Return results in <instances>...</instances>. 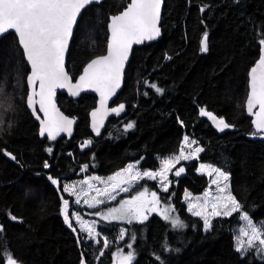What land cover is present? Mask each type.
<instances>
[{
  "label": "trees",
  "instance_id": "obj_1",
  "mask_svg": "<svg viewBox=\"0 0 264 264\" xmlns=\"http://www.w3.org/2000/svg\"><path fill=\"white\" fill-rule=\"evenodd\" d=\"M127 2L102 0L82 11L66 62L73 78L88 61L105 53L109 16ZM160 25L162 36L155 42L135 46L125 69L123 87L113 103L125 102L126 115L111 118L97 139L89 130L88 117L97 97L82 94L69 100L59 92V107L68 115L72 113L70 116L80 117L79 123L72 138L40 140L39 124L26 105L28 64L13 32L0 38V264H6L7 253L18 264H108L115 255L111 253L114 238L97 262L65 223L60 213L62 200L68 197L63 193V181L81 176L85 165L84 174L102 179L134 161H139L142 169L158 170L157 157L176 155L184 136L196 139L203 149L198 154L199 161L229 174L230 190L253 222L264 220V140L247 138L254 129L243 104L248 92V70L259 57L260 40L264 39V0H163ZM205 32L208 51L202 52ZM152 84L163 91L157 92ZM200 108L223 118L230 127L217 131L207 117L200 115ZM148 109L152 110L146 112ZM178 110L184 113L178 114ZM130 122L134 127L126 129ZM85 141L91 143L81 147ZM133 143L134 147L129 146ZM6 152L15 160L9 159ZM197 169V159L188 161L180 176H170L167 192L151 180H143L144 184L130 191L136 192L140 186L153 190L161 204L170 205L175 215L164 220L157 212L145 210L146 220L124 224L129 232L137 234L131 264H202L214 242L220 257L213 254V258L218 263L210 257L203 264H264V256L257 258L254 250L245 254L235 250L231 229L235 214L215 219L205 230L203 219L187 211L185 191L198 194L208 184V178ZM50 176L59 184L53 185ZM100 211V207H79L82 217L100 221V229H113L116 222L100 219L95 215ZM90 212L93 217L87 215ZM176 217L183 227L172 225L171 219ZM43 220L51 223L45 225ZM127 252L131 251H124L125 255Z\"/></svg>",
  "mask_w": 264,
  "mask_h": 264
},
{
  "label": "snow or ice",
  "instance_id": "obj_2",
  "mask_svg": "<svg viewBox=\"0 0 264 264\" xmlns=\"http://www.w3.org/2000/svg\"><path fill=\"white\" fill-rule=\"evenodd\" d=\"M93 0H0V34L9 30H14L18 35V42L25 54L26 60L30 64V74L27 76V83L31 88L27 96V104L36 112V105H39V111L43 112L44 118L40 120V135L47 134L49 139L55 140L62 133L69 135L72 131L74 121L64 116L53 102V96L57 88H67L72 95H78L80 91L91 88L100 94V107L91 113L92 127L99 133V128L103 124V119L109 112L119 113L124 110V105L120 104L117 108L109 109L107 107L108 99L115 94L120 87L125 61L128 59L129 52L134 43L139 44L143 40H152L160 35L158 27L160 19V9L162 0H130L126 7L117 15L110 18V37L107 44V54L92 59L83 70V74L77 82L73 84L64 68V56L68 48L69 40L73 36L74 25L77 24V18L81 11ZM203 10V9H202ZM264 45V39L260 40ZM201 51H208V34L204 33L201 41ZM37 85L39 90L37 91ZM157 92L163 90L155 84L151 85ZM39 97L37 100L36 98ZM247 111L255 116L253 121L255 132L252 135H264V52L256 61L255 66L250 69L249 92L246 97ZM258 111H254L257 109ZM200 115L209 118L217 129L223 131L230 127L223 118H218L212 112L205 108H200ZM37 119H40L37 115ZM133 123H128L125 128L131 129ZM91 141H85L81 147H86ZM196 141L190 140L184 136L180 146L179 154L166 158L161 161V167L158 171L145 170L143 172L137 169L136 164H128L124 169L116 172L109 177L107 181L100 177H90L88 180L81 181L82 185H87V190L81 188L76 190L75 184H65L63 191L76 197L75 203H80V197H86L84 204L89 207H96L103 204L104 200L99 197H107L114 200L113 193L119 189L122 192L129 191V187L141 179L160 180V186L164 192L169 189V173L180 161L198 159V154L203 151L202 148H193ZM51 152L52 149H47ZM8 155H11L10 153ZM12 159H15L13 156ZM45 168L49 164L45 162ZM87 168V165L84 166ZM185 171L183 166L175 170L174 175L180 176ZM198 171L215 174V179L211 181L216 185L217 195L211 197L210 192H205L203 198H192L196 202H190L188 211L195 216L203 218L205 230L209 229L211 217H229L234 213L242 212V205L232 195L229 185V174L222 171L219 167L210 164L201 163ZM92 179L98 180L105 185L104 188H97L91 184ZM53 185H58L59 181L49 177ZM222 185V186H221ZM95 190L96 196L88 199V192ZM191 197L190 193H185V199ZM211 197V198H210ZM203 199V203H201ZM159 197L156 192L151 193V199H148V191L137 192L130 199L121 200L118 207H112L106 213L96 212L95 215L102 216L104 220H128L133 219L146 220L145 210L156 211V205L159 204ZM151 204V208H149ZM211 209L209 211L208 209ZM169 209H165L161 215L165 220L170 219ZM63 218L65 223L73 227L69 216V201L63 200ZM72 217L80 223L81 231L87 232L88 237H93L95 233L94 223L89 224L82 220L79 213L73 212ZM13 220L15 216L11 217ZM240 219L246 222V228L240 230L236 237L235 250L241 254L249 248L264 246V221L259 224L253 222L247 212H243ZM171 223L174 227H183L184 225L178 217L172 218ZM2 231V226H0ZM125 230L121 229V239ZM135 237L133 236V239ZM108 242L104 241V247ZM131 248V245H128ZM134 258L133 252L126 255L122 252L117 253V264H131ZM6 264H18V261L10 254H6ZM81 264H85L84 261Z\"/></svg>",
  "mask_w": 264,
  "mask_h": 264
},
{
  "label": "rangeland",
  "instance_id": "obj_3",
  "mask_svg": "<svg viewBox=\"0 0 264 264\" xmlns=\"http://www.w3.org/2000/svg\"><path fill=\"white\" fill-rule=\"evenodd\" d=\"M190 140H194V138H189ZM194 141H196L195 144L192 145L193 148H196V147H200L201 146L199 145L198 141L195 139ZM179 154V151L176 155ZM174 156V155H173ZM169 157H172V156H158L157 158L159 159L160 161V167H161V161L166 159V158H169ZM192 160V159H191ZM198 160V169H199V166L201 163L203 164H210V163H204V162H201ZM190 161V160H187V161H180L179 164H176L175 167L173 168V172L169 173L168 175V179L170 181V176L174 175V172L176 169H178L179 167L183 166L185 168V164ZM137 161H134V162H131V163H128V164H136ZM127 164V165H128ZM127 165L125 167H127ZM214 167H217L213 164H210ZM124 167V168H125ZM122 168V169H124ZM120 169V170H122ZM137 169L141 172L145 171V170H148V169H142L140 168L139 164L137 165ZM197 169V171H198ZM118 170V171H120ZM159 170V169H158ZM158 170H149V171H158ZM117 171V172H118ZM200 174H204L207 178H208V184L206 185V187L204 188V190L201 192V193H198V194H193L191 193L190 191H185V193H190L191 194V197L189 199H185V193L183 195V201L184 203L186 204V208H187V211H188V205L190 202L192 203H195L196 201L192 198H196V197H201L203 198L204 196V193L205 192H210L211 193V197H214L217 195V191H216V185L212 184L211 181L213 179H215V174L213 175H208L206 172L205 173H201L200 171H198ZM115 174V173H114ZM113 174V175H114ZM111 175V176H113ZM110 176V177H111ZM175 176V175H174ZM90 177H95V176H89V175H86L84 174V170L81 168V176L77 177V178H74V179H70V180H66V181H63V186L65 184H75L76 185V190L77 191H80L81 188L87 190V185H82L80 182L81 181H84V180H88ZM102 179V178H101ZM102 180H105L107 181V179H102ZM143 180H151V181H154L156 186L162 190L161 186H160V180L159 178L153 180V179H148V178H144V179H141L139 180L138 182H136L135 184L131 185V186H128V185H122V187H129V191L127 192H122L120 191L119 189H117L113 195H115V199L114 200H111V199H108L106 196L105 197H99L100 199H103L104 200V203L103 204H100V205H97L96 207H89V205L87 204H84L83 203V200L86 198L84 196H81L80 197V203L77 204L75 203V200H76V197L75 196H72L70 193H66L63 191V193L65 195H67L68 197L67 198H64L66 200H68L69 198V216H70V219H71V222H72V225L73 227L76 229L75 233L77 235V237L79 238L80 241L83 240V242L86 244L87 246V249L89 250V252L92 253V255L95 257V260H97V262L99 260H101L103 258V256L105 255L106 252H104L105 250L107 251L108 248H109V244H110V239L111 238H114V244H117L114 248V260L110 261L108 264H117V253L118 252H122L123 254L124 251H127L130 250L132 252V244L134 243V239H133V236L136 238L137 237V234L134 233L133 231L129 232L128 231V228L124 226L125 223L128 222V220H104L102 218V216H99L100 219L104 220V221H107V222H116L115 224V227H113V229H100V221H98L97 219H92V218H87V217H82V220L83 221H86L88 222L89 224H93L94 223V228H95V233L93 235V237H88L87 235V232H84V231H81V228H80V223H78L74 217H72V213L70 214V210L72 208L73 205H75L74 208L77 209V213H79V207H86V208H89V209H93V208H98L100 207L101 208V213H106L107 210L109 208H112V207H118L119 206V203L121 200H126V199H130L132 196L136 195L137 192H140V191H144L145 189H147L148 191V199L150 200L151 199V193L153 192V190L147 188V187H144V186H140L139 188H137V191L136 192H131L130 191L137 185H139ZM78 181V182H77ZM91 184L95 185V187L97 188H104L105 185L103 183H101L100 181L98 180H95V179H92L90 181ZM229 183V182H228ZM170 186V184H169ZM222 186V185H221ZM231 191V190H230ZM232 193V192H231ZM233 195V194H232ZM93 196H96V192L95 190H91L88 192V196L87 198L88 199H91V197ZM210 197V198H211ZM63 199V200H64ZM63 200H62V204H61V215L63 216V212H62V208H63ZM201 203H203V199H201L200 201ZM151 204H149V208H151ZM73 208V209H74ZM156 208L157 210L155 212H157L158 214L161 215V213L165 210V209H169L168 211V215L169 216H175L174 213H173V208L170 206V205H164V204H161V202H159L158 205H156ZM209 211H211V209L209 208L208 209ZM189 212V211H188ZM244 211L242 210L241 213H234L235 214V217L232 219L233 221V224L231 226V229H232V232L234 234V244L236 242V237L240 234V230L241 229H244L246 228V222L243 221L242 219H240V216L242 215ZM190 214H192L191 212H189ZM80 214V213H79ZM193 215V214H192ZM163 217V215H161ZM202 218V217H201ZM217 218H220V217H211V224L212 222L217 219ZM164 219V217H163ZM203 219V218H202ZM165 220V219H164ZM239 220V221H238ZM136 221V219H133L132 222ZM261 221H264V220H261ZM261 221H258V222H255L257 224H259ZM131 222V223H132ZM121 229H124L125 230V234L123 236V238L121 239ZM79 235V236H78ZM83 236V237H82ZM107 241L108 242V246L105 248L104 247V241ZM90 242V243H89ZM97 243V244H96ZM120 243V244H119ZM128 245H131V248L128 247ZM122 248V249H121ZM121 249V250H120ZM250 250H254L257 258L261 259L263 256H264V246H260L259 245V242H257V246L256 247H253V249L249 248L245 253H247L248 251ZM243 253V254H245Z\"/></svg>",
  "mask_w": 264,
  "mask_h": 264
},
{
  "label": "water",
  "instance_id": "obj_4",
  "mask_svg": "<svg viewBox=\"0 0 264 264\" xmlns=\"http://www.w3.org/2000/svg\"><path fill=\"white\" fill-rule=\"evenodd\" d=\"M101 1H102V0H93V2L90 3L89 5H91V4H98V3H100ZM129 2H130V0H129ZM129 2H127V4H128ZM127 4H126V5H127ZM89 5H87V6H89ZM126 5L123 7V9L126 7ZM87 6H86V7H87ZM86 7H85V8H86ZM85 8H84V9H85ZM84 9H83V10H84ZM123 9H121V10H120L119 12H117L116 14H112V15L109 16V20H108V23H107V30H108L107 44H108V39H109V37H110V29H109L110 18H111L113 15H117V14H119ZM162 9H163V0H162V3H161L160 19H159V23H158V27H159V29H160V35H159L158 37L152 39V40H143V41H142L141 43H139V44L134 43V44L132 45L131 50H130L129 55H128V59L125 61V64H124L123 75H122V79H121L120 87L116 90L115 94L112 95V96L108 99V101H107V107H108L109 109H111V108H117L120 104H123V105L125 106V107H124V110L121 111V112H119L118 114H117V113H113V112H109L108 115H107L106 117H104V119H103V124H102V126H100V128H99V133L97 134V132H96V131L93 129V127H92V123H93V121H92V115H91V113H92L93 111H95L97 108L100 107V94H99V92L95 91V89L87 88V89H84V90L80 91V93H79L78 95H72L71 92H70L67 88H63V89H61V88H57V89L55 90V95L53 96V102L55 103L56 108L59 109V111H60L64 116L68 117L69 119H72V120L74 121V123L72 124V131H71V134H70V135H69L67 132H62V133H60V134L56 137V139H58V138H60V137H63V136H65V137H67V138L72 137V136L74 135V132H75L76 124H77L78 121H79L78 117H76V116H70V115L66 114V113H65V112L59 107V105H58V103H57V100H56V95H57L59 92H61V93H65V94H66L69 98H71V99H77V98H78L80 95H82V94H91V95H94V96L97 97V100H96V104H95V106H94L93 108H91V109L89 110V112H88V117H89V130H90L91 134L93 135V137L96 138V139L101 137L103 131L105 130V128H106V126H107V124H108V122H109V120H110L111 118L119 119V118L123 117L124 115H126V113H127L126 103H125V102H121V101H120V102H117V103H113V102H114V100L116 99L118 93L120 92V90H121L122 87H123L125 69H126V67H127V65H128V62H129V59H130V57H131V54H132L133 48H134L135 46L138 47V46H141V45H143V44H149V43L155 42V41H157V40L162 36V29H161V25H160V22H161V16H162ZM83 10H82V11H83ZM82 11H81V14H82ZM81 14H80V15H81ZM80 15L78 16L77 21H78ZM75 28H76V25H74L73 32H74ZM9 32H13V33L16 35L17 40H18V35L15 33L14 30H9L8 32H6V33H4V34H0V38H1L2 36L6 35V34L9 33ZM72 37H73V36H72ZM72 37H71L70 40H69L68 48H67V50H66V52H65V56H64V68H65V71L67 72V74H68V76H69L71 82H72L73 84H75V83L77 82V80L79 79V77L83 74V70H84V68L87 66V64H88L92 59L107 54V44H106V50H105V53H103V54H101V55H99V56H96V57L92 58L90 61H88V62L84 65V67L82 68V71H81V72H80L75 78H73V77L71 76V74L68 73V71H67V67H66L67 55H68V51H69V47H70V43H71ZM202 39H203V37H202ZM201 41H202V40H201ZM18 44H19V42H18ZM19 46H20V48H21V50H22V52H23V49H22V47H21L20 44H19ZM262 52H264V45H260V55L262 54ZM23 55H24V58H25V60H26V57H25L24 52H23ZM260 55H259V57H260ZM259 57L256 59V61L259 59ZM256 61H255L254 64L250 67V69H251L252 67L255 66ZM26 62H27L28 67H29V72H28V74H27V76H28V75L30 74L31 68H30V64L28 63L27 60H26ZM250 69L248 70V92H249V81H250ZM26 83H27V77H26ZM27 89H28V91H27V96H28L29 93H30V91H31V88H30V86L28 85V83H27ZM38 90H39V88H38V85H37V91H38ZM248 92H247V95H248ZM27 96H26V105H27L29 111L31 112L33 118L35 119V121L38 122V124H39L38 135H39L40 140H43V139H45V138H47L48 140H52V139H49V138H48L47 134H45V135H43V136L40 135V128H41L40 120L44 118V114H43V112L39 111V105H38V104L36 105V112H35V113L33 112L32 108H30V107L28 106V104H27ZM246 97H247V96H246ZM36 99L38 100L39 97H37ZM244 104H245V111H246V114H247L248 116L251 117L252 126H253V129H254V132H255V127H254V124H253V121L255 120V116L252 115V114H250V113L247 111L246 99H245V103H244ZM254 111H258V108H257V109H254ZM37 115H39L40 119H37ZM215 116H216V115H215ZM208 120H209V122L213 125V127H214L217 131H219V132H223V131H225V130L228 129V128H225L223 131H221V130L217 129V127L214 125V123H213L209 118H208ZM225 122H226V120H225ZM226 123H227V122H226ZM227 124H228V123H227ZM247 138L252 139V140H264V135H252V133H251V134L247 135ZM9 153H10V152H6V156H7L9 159H11V160H15V159H12V157H13L14 155L11 154V153H10L11 155H8Z\"/></svg>",
  "mask_w": 264,
  "mask_h": 264
},
{
  "label": "bare ground",
  "instance_id": "obj_5",
  "mask_svg": "<svg viewBox=\"0 0 264 264\" xmlns=\"http://www.w3.org/2000/svg\"><path fill=\"white\" fill-rule=\"evenodd\" d=\"M125 5H126V4H125ZM236 20H237V19H236ZM236 22H237V21H236ZM240 25H242V23H241ZM184 31H185V30H184ZM185 33H186V32H185ZM184 36H185V35H184ZM78 68H79V67H78ZM143 70H145V69H143ZM143 70H141V71H143ZM139 71H140V70H139ZM142 73H143V72H142ZM138 74H140V72H138ZM155 80H156V79H155ZM247 87H248V86H247ZM58 96H59V95H58ZM60 96H61V95H60ZM65 96H67V95L65 94ZM67 98H68V97H67ZM59 99H60V98H59ZM64 99H65V98H63V101H64ZM69 100H71V98H70ZM66 101H68V100H66ZM60 102H61V101H60ZM71 102H72V101H71ZM68 103H69V102H68ZM243 104H244V103H243ZM60 106H61V105H60ZM187 107H188V106H186L185 109H187ZM90 108H91V107H90ZM185 109H184V111H185ZM242 109H243V107H242ZM150 110H152V109H148V110H146V112H147V111H150ZM181 110H182V109H181ZM158 111H159V110H158ZM187 111H188V110H187ZM88 112H89V111H88ZM159 112H160V111H159ZM176 112H177V111H176ZM65 113H66V112H65ZM166 113H167V112H166ZM179 113H182V114H183L184 112H183V111L180 112V110H178V114H179ZM71 114H72V113H70V115H71ZM144 114H145V113H144ZM182 114H180V115H182ZM155 115H157L156 112H155ZM155 115H154V116H155ZM72 116H73V115H72ZM74 116H75V115H74ZM145 116H146V115H145ZM150 116H151V115H150ZM171 116H172V115H171ZM182 116L184 117V115H182ZM247 116H248V115H247ZM145 118H146V117H145ZM158 118H160V116H159ZM158 118H157V119H158ZM162 118H163V116H162ZM165 118H166V117H165ZM174 118H175V117H174ZM79 119H80V117H79ZM153 119H154V118H153ZM171 119H172V118H171ZM147 120H149V119H147ZM182 120H183V119H182ZM163 121H164V120H163ZM163 121H162V122H163ZM174 121H175V120H174ZM153 122H154V121H153ZM158 122H159V120H158ZM171 122H172V121H171ZM171 122H170V123H171ZM78 123H79V121H78ZM147 123H148V122H147ZM156 123H157V121H156ZM170 123H169L168 125H170ZM175 123H176V121H175ZM175 123H174V124H175ZM182 123H183V122H182ZM162 124H163V123H162ZM173 126H174V125H173ZM176 126H178V125H176ZM179 126H180V125H179ZM211 126H212V125H211ZM161 129H162V128H161ZM184 129H185V128H184ZM83 135H84V134H83ZM81 136H82V134H81ZM72 137H73V136H72ZM72 137H71V138H72ZM193 137H194V136H193ZM60 138H61V137H60ZM64 138H65V137H64ZM64 138H63V139H64ZM63 139H61V140H63ZM65 139H68V138H65ZM85 139H87V138H85ZM58 140H59V139H58ZM194 140H195V139H194ZM248 140H249V139H248ZM41 141H43V140H41ZM81 141H82V139H81ZM251 141H252V139H251ZM72 142H73V141H72ZM43 143H44V142H43ZM73 143H74V142H73ZM81 143H82V142H81ZM83 143H84V142H83ZM138 143H139V142H138ZM75 144H76V143H75ZM137 145H138V144L136 143V146H137ZM141 145H142V144H141ZM51 146H52V145H51ZM129 146L134 147V143L131 144V145H129ZM52 147H53V146H52ZM127 147H128V146H127ZM44 148H45V147H44ZM68 148H69V147H68ZM128 148H129V147H128ZM74 149H75V148H74ZM74 149H72V150H74ZM126 149H127V148H126ZM135 149H136V148H135ZM76 150H77V149H76ZM128 150H129V149H128ZM151 150H152V149H150V151H151ZM71 152H72V151H71ZM46 153H47V152H46ZM50 153H51V152H49V154H50ZM64 153H65V152H64ZM72 153H74V152H72ZM143 153H144V152H143ZM123 154H124V153H123ZM150 154H151V153H150ZM125 155H126V154H125ZM134 155H135V154H134ZM49 157H50V155L48 156V154H47V158H49ZM90 157H91V156H90ZM124 157H125V156H124ZM129 157H130V156H129ZM150 157H151V156H150ZM43 158H44V157H43ZM47 158H46V159H47ZM106 158H107V157H106ZM109 158H111V157H109ZM126 159H127V158H126ZM130 159H132V158H130ZM41 160H42V159H41ZM47 160H48V159H47ZM49 160H50V159H49ZM114 160H115V159H114ZM109 161H111V160H109ZM100 162H101V161H100ZM158 162H160V161L158 160ZM107 163H108V161H107ZM111 163H112V161H111ZM51 164H52V163H51ZM74 164H75V163H74ZM120 165H121V164H120ZM41 166H42V165H41ZM111 168H112V167H111ZM68 169H70V168H68ZM110 170H111V169H110ZM62 172H63V171H62ZM105 172H107V171H105ZM62 175H63V174H62ZM71 175H72V174H71ZM74 175H75V174H74ZM76 176H77V175H76ZM78 176H79V175H78ZM62 177H63V176H62ZM67 177H68V176H67ZM69 177H70V176H69ZM64 178H66V177H64ZM77 182H78V181H77ZM142 183H143V182H142ZM143 184H144V183H143ZM10 190H11V189H10ZM11 191H12V190H11ZM3 192H5V191H3ZM12 192H13V191H12ZM12 192H11V193H12ZM191 192H193V191H191ZM9 193H10V192H9ZM9 193H8V194H9ZM0 196L2 197V195H0ZM16 197H17V196H16ZM62 197H63V196H62ZM70 197H71V196H70ZM70 197H69V198H70ZM4 198H5V196H4ZM4 198H3V199H4ZM13 198H15L14 195H13ZM69 198H68V200H69ZM1 199H2V198H1ZM1 199H0V200H1ZM17 200H18V198H17ZM57 200H59V199H57ZM61 200H62V199H61ZM1 201H2V200H1ZM1 201H0V202H1ZM18 202H19V201H18ZM1 203H2V202H1ZM15 203H16V202H15ZM17 204H18V203H17ZM19 204H20V203H19ZM22 205H23V204H22ZM20 206H21V204H20ZM23 206H24V205H23ZM17 207H18V206H17ZM1 208H2V207H1ZM18 209H20V208L18 207ZM56 209H57V208H56ZM3 210H4V209H3ZM21 210H24V209H21ZM55 211H58V210H55ZM86 212H88V211H86ZM18 213H19V212H18ZM93 213H94V210H93ZM15 214H16V212H15ZM84 214H85V213H84ZM88 214L92 215L91 212H90V213H87V215H88ZM19 215H21V214H19ZM58 215H59V214H58ZM85 216H86V215H85ZM93 216H94V214L92 215V217H93ZM87 217H88V216H87ZM37 218H38V217H37ZM39 218H40V217H39ZM44 219H46V218L44 217ZM262 219H263V218H262ZM28 220H29V219H28ZM31 220H32V219H31ZM41 220H42V219H41ZM41 220H38V222L41 221ZM23 221H24V220H21V222H23ZM25 221H26V220H25ZM29 221H30V220H29ZM29 221H28V222H29ZM43 221H44V220H43ZM98 221H99V220H98ZM238 221H239V220H238ZM253 221H254V220H253ZM34 223H35V222H34ZM36 223H37V222H36ZM44 223H45V225H48V224H50L51 222H50V221H44ZM214 223H215V222H214ZM219 223H220V222H219ZM29 224H31V223H29ZM216 224H217V223H216ZM15 225H16V224H15ZM20 225H21V224H20ZM219 226H220V225H219ZM43 227H45V226H43ZM50 227H51V226H50ZM228 228H229V227H228ZM218 229H220V228H218ZM222 230H223V229H222ZM18 231H19V230H18ZM20 231H22V230H20ZM61 231H62V230H61ZM228 231H229V230H228ZM228 231H227V232H228ZM221 232H222V231H221ZM200 233H201V232H200ZM215 233H216V232H215ZM229 233H230V232H229ZM61 234H62V233H61ZM61 234H60V235H61ZM66 234H67V233H66ZM57 235H58V234H57ZM198 235H199V234H198ZM222 235L225 236L224 233H223ZM222 235H221V236H222ZM62 236H63V235H62ZM78 236H79V235H78ZM190 236H191V234H190ZM192 236H193V235H192ZM224 236H223V238H222V237H219V238H222V239L224 240ZM82 237H83V236H82ZM216 237H217V236H216ZM56 238L58 239V238H60V237H56ZM72 238H74V237H72ZM203 238H204V237H203ZM61 239H62V238H61ZM222 239H221V240H222ZM229 239H230V237H229ZM217 240H218V239H217ZM230 240H231V239H230ZM55 241H56V240H55ZM82 241H83V240H82ZM29 242H30V241H29ZM204 242H205V241H204ZM218 242L221 243L220 240H219ZM89 243H90V242H89ZM96 244H97V243H96ZM119 244H120V243H119ZM213 244H214V245H211L213 250L210 251V254H207L206 259L204 258L205 260H204V262H202V264H203V263H207V262H208V259H209L210 257L213 258V254H214V256L216 255V258L220 257L219 251L217 250L218 248H213V246H216L217 243L215 244V242H214ZM116 245H117V244H115V246H116ZM110 246H111V245H110ZM112 246H113V245H112ZM115 246H114L113 248H115ZM219 247H221V246L219 245ZM110 249H111V248H110ZM110 249H109V251H110ZM121 249H122V248H121ZM121 249H120V250H121ZM251 249H253V248H251ZM127 250H128V249H127ZM42 251H43V250H42ZM109 251H108V252H109ZM111 251H112V250H111ZM104 252H106V250H105ZM204 252H205V251H204ZM36 253H37V251H36ZM111 253H114V252H111ZM111 253H108V254H111ZM127 253H128V252H127ZM42 254H43V252H42ZM217 254H219V256H217ZM44 255H45V252H44ZM0 256H1V255H0ZM109 256H110V255H109ZM145 256H146V254H145ZM200 256H201V255H200ZM224 256H225V255H224ZM112 257H113V255H112ZM112 257H111V258H112ZM142 257H143V256H142ZM204 257H205V256H204ZM1 258H2V256H1ZM1 258H0V260H1ZM218 259H219V258H218ZM218 259H217V260H218ZM226 259H227V258H226ZM2 260H3V259H2ZM51 260H52V259H51ZM51 260H50V261H51ZM109 260H110V259H109ZM113 260H114V259H113ZM206 260H207V262H206ZM213 260L216 261L215 257L213 258ZM4 261H5V260H4ZM54 261H55V259H54ZM57 261H58V260H57ZM215 261H214V262H215ZM229 261H230V260H229ZM229 261H228V262H229ZM0 263H1V262H0ZM181 263H182V262H181ZM215 263H218V261H216ZM4 264H5V263H4ZM52 264H53V263H52ZM55 264H56V261H55ZM167 264H168V263H167ZM228 264H230V262H229Z\"/></svg>",
  "mask_w": 264,
  "mask_h": 264
},
{
  "label": "built area",
  "instance_id": "obj_6",
  "mask_svg": "<svg viewBox=\"0 0 264 264\" xmlns=\"http://www.w3.org/2000/svg\"><path fill=\"white\" fill-rule=\"evenodd\" d=\"M82 166V165H81ZM83 167V166H82ZM85 168L83 167V170H84Z\"/></svg>",
  "mask_w": 264,
  "mask_h": 264
}]
</instances>
